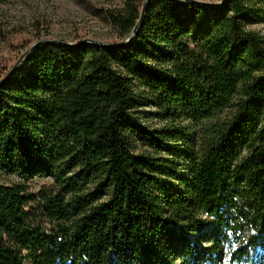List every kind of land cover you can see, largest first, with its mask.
Instances as JSON below:
<instances>
[{"label":"trees","instance_id":"obj_1","mask_svg":"<svg viewBox=\"0 0 264 264\" xmlns=\"http://www.w3.org/2000/svg\"><path fill=\"white\" fill-rule=\"evenodd\" d=\"M106 15L117 44H40L0 77V170L20 180L0 185V264H264V42L242 25L264 0ZM134 82L161 120L201 126L195 150L137 127Z\"/></svg>","mask_w":264,"mask_h":264},{"label":"rangeland","instance_id":"obj_2","mask_svg":"<svg viewBox=\"0 0 264 264\" xmlns=\"http://www.w3.org/2000/svg\"><path fill=\"white\" fill-rule=\"evenodd\" d=\"M125 0H0V77L10 68H19L24 53L39 42L53 41L74 45L76 41L88 44L113 45L118 43L116 30L107 19V12H120ZM203 1V0H201ZM216 1V0H205ZM262 7L252 6L257 12ZM251 23L243 21L245 30L255 33L264 42V18L261 15L249 18ZM20 61V62H19ZM133 94L135 106L132 116L139 129L146 132L157 131L170 125L191 137L188 148L195 150L201 136V126L193 125L189 120L178 118L166 123L156 116L157 109L150 103V95L139 83L134 82ZM231 117L229 110L220 116L221 121ZM126 138L133 154L156 155L155 151L142 145L133 134L127 132ZM174 148L180 143H171ZM20 180L0 170V185L10 186ZM51 181L34 179L28 183L27 191L35 192L42 186H50ZM210 224H205L202 231H207Z\"/></svg>","mask_w":264,"mask_h":264},{"label":"water","instance_id":"obj_3","mask_svg":"<svg viewBox=\"0 0 264 264\" xmlns=\"http://www.w3.org/2000/svg\"><path fill=\"white\" fill-rule=\"evenodd\" d=\"M223 1H224V0H223ZM144 12H145V6H143V8H142V11H141V14H140V21H141L142 18H143ZM135 30H136V28L133 30L132 34L135 32ZM44 43H46V44H55L56 42H53V41L39 42V43L33 45L32 47H30V48L26 51V53L29 52L30 50H32L33 48L37 47L38 45H40V44H44ZM79 44H88V43H87L86 41H80ZM67 45H68V44H67ZM104 46H108V45H104ZM22 58H23V56H22ZM22 58H21L20 61H22ZM20 61H19V62H20ZM14 69H15V67H13L11 71H13ZM6 77H7V76H6ZM4 79H5V78H4ZM2 81H3V80H2Z\"/></svg>","mask_w":264,"mask_h":264}]
</instances>
